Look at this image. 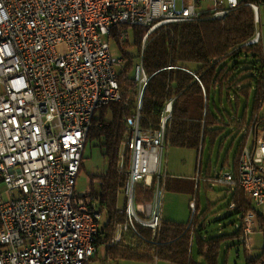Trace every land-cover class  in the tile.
<instances>
[{
    "label": "built area",
    "instance_id": "1",
    "mask_svg": "<svg viewBox=\"0 0 264 264\" xmlns=\"http://www.w3.org/2000/svg\"><path fill=\"white\" fill-rule=\"evenodd\" d=\"M240 3L0 0V183L9 192L0 201V264H88L100 248L119 243L127 232L143 242H156L170 178L162 160L173 101L165 104L156 128L141 125L142 96L149 79L143 52L158 28L224 19ZM245 4L252 8L257 27L264 0ZM131 28L146 32L134 65L139 94L125 118L118 154L117 167L124 174L121 220L113 236L98 248L102 212L94 198L76 195L75 184L95 112L122 101L116 66L123 60L111 54L109 41L113 38L120 47ZM261 39L256 28L249 44ZM172 68L200 82L192 71L168 67ZM254 140L253 147L244 146L236 171L230 169L214 180L230 189L239 187L264 217V118L255 127ZM138 188L150 189L151 198L139 199ZM229 207L235 209L234 204ZM188 208L191 222L195 195ZM255 217L253 212L243 216L245 238L252 233ZM141 229L149 230L151 237Z\"/></svg>",
    "mask_w": 264,
    "mask_h": 264
},
{
    "label": "trees",
    "instance_id": "2",
    "mask_svg": "<svg viewBox=\"0 0 264 264\" xmlns=\"http://www.w3.org/2000/svg\"><path fill=\"white\" fill-rule=\"evenodd\" d=\"M240 1L239 7L224 19L158 28L150 35L142 57L149 79L142 96L141 125L156 128L160 112L172 99V113L166 124V148L194 149L202 158L205 149L211 155L216 147L222 148L228 136L242 134L231 163L227 157L223 164L234 171L248 139L246 132L254 121L255 131L264 118L259 116V105L264 103V48L260 43L249 44L257 27L252 8L245 4L249 0ZM145 32V28H133L134 43L138 48ZM125 45L120 46L125 60L117 72L122 101L111 102L98 110L99 115L94 116L86 139V142L95 141L108 161L106 172L99 178V190L92 193L97 210L106 215V223L97 237L98 248L113 236L115 224L121 220L118 206L122 203L124 174L117 167L118 154L125 118L133 112L139 94V86L134 80L136 55L126 53ZM168 67L186 68L198 76L200 82L186 71ZM169 179L166 189L170 186ZM142 197L149 200L151 190L138 188V198ZM230 204L235 205L234 211L240 220L247 212H253L264 233L263 215L239 187L233 189ZM207 218L206 211H199L198 207L191 222L190 218L177 222L162 217L153 244L127 232L119 243L103 248L100 264L124 259L154 263V257L171 264H219L218 258L226 242L233 238L240 240L241 225L232 234L208 238L204 235ZM141 232L147 238L151 237L149 230L141 229ZM232 246H226L225 252ZM263 263L264 247L260 257L247 258V264Z\"/></svg>",
    "mask_w": 264,
    "mask_h": 264
},
{
    "label": "rangeland",
    "instance_id": "3",
    "mask_svg": "<svg viewBox=\"0 0 264 264\" xmlns=\"http://www.w3.org/2000/svg\"><path fill=\"white\" fill-rule=\"evenodd\" d=\"M259 17L260 22L257 29L261 32L262 39L260 44L264 47L263 7H260ZM124 44H126L124 49L126 53L136 55L135 63L138 62L139 48L134 43L133 28L129 30V37ZM109 46L110 52L114 57H123L122 49L113 38L110 39ZM123 58L120 66H116L117 72L121 70V65L124 64L125 59ZM131 74L133 75V71ZM260 112L263 113L264 108H261ZM98 115L99 111L97 110L95 116ZM241 135L242 134H239L237 137H235L234 134L228 136L224 141L222 148L218 149L216 147L211 155H209V151L205 149L202 158L194 149L189 148L167 147L163 153V167H166L172 178L178 180L182 184L173 185L172 190L176 187H182L183 184L187 183L191 185V194L193 196H196L197 192V198L201 205L199 211L205 210L208 216L206 231L204 233L205 237L209 238L235 232L241 224L240 240L238 238H233L226 242L218 258L219 264H247V258L255 259L260 257L264 247V233L259 229L256 217L252 225V233L249 235V238H245V235L242 233L244 225L243 217L242 220H240V216L229 207L230 194L229 191H226V185L214 180L222 175V173L229 171V166L224 168H222V166L227 157L231 163ZM201 159L202 162L200 163ZM107 166L108 161L102 156L96 142L88 140L83 151L82 167L76 179V195H87L92 198L93 191L98 192L99 190V178L106 172ZM205 172L208 173V178H211L210 181L206 183L203 181ZM198 181H200V187L197 191L196 184ZM205 184H207L208 187H206ZM8 197L9 192H7L6 186L3 183H0V201H5ZM164 199H166L163 208L165 214L175 219H182L183 221H186L189 218L190 211L188 205L187 203H182L181 200L183 198L180 197V195L172 192L167 194ZM122 200L123 197H121V201ZM197 215H199V213ZM105 223L106 215L102 212L99 221L100 227L102 228ZM232 244L235 245L232 246ZM230 245L232 247L230 249L228 248V251L225 252L224 248ZM103 256L104 249L100 248L99 253L94 257L95 259H91L88 264H99L100 259ZM197 260L200 262L202 261L200 258H197ZM111 264H114V262ZM119 264L136 263L121 260ZM151 264L155 263L152 262Z\"/></svg>",
    "mask_w": 264,
    "mask_h": 264
},
{
    "label": "crops",
    "instance_id": "4",
    "mask_svg": "<svg viewBox=\"0 0 264 264\" xmlns=\"http://www.w3.org/2000/svg\"><path fill=\"white\" fill-rule=\"evenodd\" d=\"M264 48V47H263ZM260 106V108H259V116L260 117H264V112L263 113H261L260 112V110H261V108H264V103L262 104V105H259ZM256 118V116L254 117V119ZM253 123V122H252ZM254 124V123H253ZM253 124H252V126H253ZM252 126L249 128V130L246 132L247 133V136H248V139H247V141H246V143H245V145L246 146H250V147H252V143L254 144L255 143V131H254V129L252 130ZM247 129V128H246ZM250 131H252V133H250ZM226 166H229V165H223L222 166V168H224V167H226ZM162 169L165 171V172H167V174L170 176V179H169V183H170V186H169V188H167L166 189V193H165V198H166V196H167V194H170V193H172V192H175V193H177L178 195H180V197H182L183 199L181 200L182 201V203H187V205H188V202H189V200L191 199V197L193 196L191 193V185L190 184H183V186L182 187H176L175 189H171V188H173V185H177V184H179V185H182L178 180H175L174 178H172L171 177V175L168 173V171H167V169H166V167L164 166L163 167V160H162ZM230 169H232L231 167H229V170ZM233 170V169H232ZM208 172V171H207ZM207 172H205V174H204V176H203V181L206 183V182H208V181H210V177L208 178V173ZM205 186L206 187H208V185L207 184H205ZM171 187V188H170ZM226 191H229V194L231 195V193H232V191H233V189H230V188H228V187H226ZM166 199H164V201H165ZM208 203H211V202H208ZM197 207L200 209L201 208V205H200V202H199V200H198V198H197ZM164 208V207H163ZM162 217H163V219H165V220H172V221H177V222H185V221H183L182 219L180 220V219H175V218H173V217H169V215H167V214H165L164 212L162 213ZM241 225V224H240ZM233 233V232H232ZM232 233H229V234H232ZM103 258V257H102ZM92 259H95L94 257L92 258ZM122 261H130L131 263H136V264H151L150 262H138V261H132V260H126V259H124V260H122ZM112 262H114V264H119V262H121V260H117V261H109L108 263H106V264H111ZM100 264V263H99ZM155 264H171V263H169V262H165V261H157V263H155Z\"/></svg>",
    "mask_w": 264,
    "mask_h": 264
}]
</instances>
